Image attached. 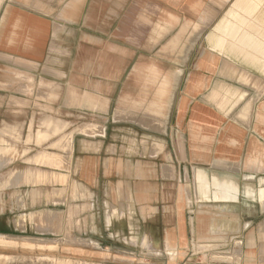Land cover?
<instances>
[{
    "label": "crops",
    "instance_id": "1",
    "mask_svg": "<svg viewBox=\"0 0 264 264\" xmlns=\"http://www.w3.org/2000/svg\"><path fill=\"white\" fill-rule=\"evenodd\" d=\"M126 161L145 228L94 261L264 264V0H0V236L52 213L75 162L93 186Z\"/></svg>",
    "mask_w": 264,
    "mask_h": 264
},
{
    "label": "rangeland",
    "instance_id": "2",
    "mask_svg": "<svg viewBox=\"0 0 264 264\" xmlns=\"http://www.w3.org/2000/svg\"><path fill=\"white\" fill-rule=\"evenodd\" d=\"M62 58V61L65 62V55H62ZM58 68L61 71L65 66ZM64 83L59 85L61 94L65 93ZM59 103V106H65L66 98L60 97ZM61 117H65V113H60ZM131 127L127 124L124 125V134L128 138H130L131 133H134L130 130ZM45 135L42 136L43 139H45ZM69 139L64 138L61 142L62 148L66 151H71ZM98 148V141H89V139L84 146L87 151H95ZM114 165L113 162L104 163L100 169L101 178L97 177L93 186H88L80 178H77L79 166L78 162H75V179L68 181L67 177L59 178L58 182L62 185L58 189H53L55 192L47 193L61 204L55 207L52 213L43 211V218L36 221V223L40 222L41 224L35 226L31 225L32 220L28 222L25 237L17 239V241H2L0 238V264H99L98 260L112 257V252L105 251L100 259L96 258L97 260L94 261L96 256L100 257L97 255L98 250L96 248L99 247V242L105 239L112 246L110 250L129 249L132 229L136 232V223L141 220L139 215L130 207L132 197L130 191L134 190L138 184L136 179L131 178V176L144 175L147 163L123 162L121 166L118 165L119 173L122 171V177L119 174L117 179L109 175L106 176V179L103 178L102 176H105L106 173L110 174L111 170L114 172ZM58 166L63 168L64 164L59 160ZM46 176L44 173V182L47 179ZM104 185H111L112 187V190L106 195L99 192L101 186ZM116 185L118 194L115 193L114 187ZM86 200L96 202L95 209L80 208ZM106 202L108 208L105 207ZM43 207H45V203ZM144 228V226L139 227L137 230L139 234ZM23 239H28V244L22 242ZM37 243L40 244L37 245ZM91 256L95 257L92 258Z\"/></svg>",
    "mask_w": 264,
    "mask_h": 264
},
{
    "label": "bare ground",
    "instance_id": "3",
    "mask_svg": "<svg viewBox=\"0 0 264 264\" xmlns=\"http://www.w3.org/2000/svg\"><path fill=\"white\" fill-rule=\"evenodd\" d=\"M51 156H52V155H48V156L45 158V160H50V159H51ZM52 159H53V161H56V156H53ZM48 162H50V161H48ZM48 162H47V163H48ZM53 163H56V162H53ZM0 238L2 239V241H3V240H6V241H9V240H10V241H17L16 238L9 237V236H0ZM23 240H24V241H22V242H25L26 244H28V242H29L28 239H23ZM31 241H32V240H31ZM32 242H33V241H32ZM35 243H36V242H35ZM38 244H40V243H37V245H38Z\"/></svg>",
    "mask_w": 264,
    "mask_h": 264
}]
</instances>
